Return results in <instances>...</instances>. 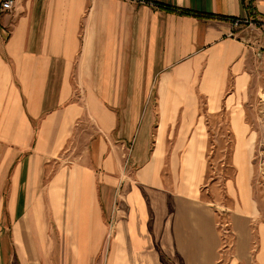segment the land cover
Listing matches in <instances>:
<instances>
[{
	"label": "crops",
	"instance_id": "obj_1",
	"mask_svg": "<svg viewBox=\"0 0 264 264\" xmlns=\"http://www.w3.org/2000/svg\"><path fill=\"white\" fill-rule=\"evenodd\" d=\"M253 16L264 0L0 14V264H264V28L231 18ZM87 122V152L60 164Z\"/></svg>",
	"mask_w": 264,
	"mask_h": 264
},
{
	"label": "rangeland",
	"instance_id": "obj_2",
	"mask_svg": "<svg viewBox=\"0 0 264 264\" xmlns=\"http://www.w3.org/2000/svg\"><path fill=\"white\" fill-rule=\"evenodd\" d=\"M77 94L73 93V98L76 99L78 96H76ZM258 101L256 102L254 108L252 109L253 116H256V124L255 127L257 128V131L259 133L258 138H257V151L256 154L254 156V162L257 165V176H256V183H257V187L260 188V186L264 185V91H261L259 93L258 96ZM90 120V119H88ZM91 123L87 122L84 126H85V130H81V132H78L74 137H70V139H67V141H63L64 143H62L60 149L58 150L55 159L59 161L60 164H68L70 163L69 160H71L70 158H73V156H76L75 154H80L82 155L83 153H86V143L88 142V137H89V132L91 130ZM35 127H36V123H35ZM83 127V125H81V128ZM79 130V129H78ZM88 130V131H87ZM86 132V133H85ZM4 145L0 144V152L3 150ZM67 152V153H65ZM66 154V155H65ZM72 155V156H70ZM57 167L59 165H56ZM57 167L55 169H57ZM53 172H49L46 175L45 180H43V182H45L44 186L46 187V183L49 180V178L52 176ZM214 174V173H212ZM207 178L206 177V181L205 184L207 183ZM6 188L3 189V194L4 196L6 195ZM206 193V192H205ZM0 196H1V188H0ZM50 212V208L48 207V209H45V212ZM9 223L8 220H3V223ZM53 222V221H52ZM228 224H227V228L229 227V221L227 220ZM46 225H45V230L44 233L46 234V232H52L54 231L53 226H49L48 229H46ZM47 230V231H46Z\"/></svg>",
	"mask_w": 264,
	"mask_h": 264
},
{
	"label": "built area",
	"instance_id": "obj_3",
	"mask_svg": "<svg viewBox=\"0 0 264 264\" xmlns=\"http://www.w3.org/2000/svg\"><path fill=\"white\" fill-rule=\"evenodd\" d=\"M18 0H0V14L14 11L17 6ZM235 27L239 26H252L253 28H264V21L259 18L246 17V18H232Z\"/></svg>",
	"mask_w": 264,
	"mask_h": 264
},
{
	"label": "trees",
	"instance_id": "obj_4",
	"mask_svg": "<svg viewBox=\"0 0 264 264\" xmlns=\"http://www.w3.org/2000/svg\"><path fill=\"white\" fill-rule=\"evenodd\" d=\"M182 12H186V13H191V14H198L194 11H191V10H188V9H180ZM231 18H234V17H231Z\"/></svg>",
	"mask_w": 264,
	"mask_h": 264
}]
</instances>
